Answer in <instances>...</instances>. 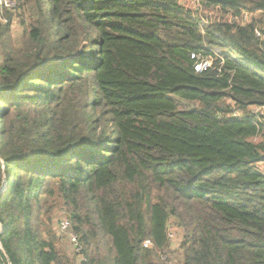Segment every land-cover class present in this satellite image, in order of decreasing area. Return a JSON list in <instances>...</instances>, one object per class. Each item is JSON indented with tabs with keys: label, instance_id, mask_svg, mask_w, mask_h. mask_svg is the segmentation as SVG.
I'll return each instance as SVG.
<instances>
[{
	"label": "trees",
	"instance_id": "1",
	"mask_svg": "<svg viewBox=\"0 0 264 264\" xmlns=\"http://www.w3.org/2000/svg\"><path fill=\"white\" fill-rule=\"evenodd\" d=\"M191 1L0 2V264H264V0Z\"/></svg>",
	"mask_w": 264,
	"mask_h": 264
},
{
	"label": "built area",
	"instance_id": "2",
	"mask_svg": "<svg viewBox=\"0 0 264 264\" xmlns=\"http://www.w3.org/2000/svg\"><path fill=\"white\" fill-rule=\"evenodd\" d=\"M198 8V7H197ZM257 13H250L249 11H243L241 14L236 15L233 13H228L226 16V21L229 24H241V25H246L247 23L250 22L251 18L254 15H257ZM255 34L257 37L260 39H264V32L262 28H260V25L257 24L255 26ZM219 48H215L213 50V54L219 56L220 55V50ZM213 57H201L199 62L195 65V70L196 71H202L207 69L208 67L211 66L212 64ZM257 112V111H256ZM261 169V167H260ZM262 170V169H261ZM57 231L61 238L63 240H66L69 243V248L73 252L77 253V259H76V264H83L84 263V258H82V246L79 241L78 234L76 231L73 229L71 219L69 218V215H67V212L65 210H62L60 212L59 218H58V224H57ZM169 236L171 238L174 237V233L170 232ZM152 245V242L150 239H146L143 243L144 247H150ZM162 260L166 262V264H172V261L169 260V254H162Z\"/></svg>",
	"mask_w": 264,
	"mask_h": 264
},
{
	"label": "rangeland",
	"instance_id": "3",
	"mask_svg": "<svg viewBox=\"0 0 264 264\" xmlns=\"http://www.w3.org/2000/svg\"><path fill=\"white\" fill-rule=\"evenodd\" d=\"M180 1H181V4L185 5L188 8H193V9L196 8L197 9V4L192 2L191 0H180ZM0 2H3V4H6L10 8H13L15 6L14 0H0ZM200 13H202V12H200ZM20 31H21L20 26L17 25V23H14V28H13L14 35L17 36L20 33ZM218 50H221V49L219 48ZM175 99L179 102L181 107L184 108V109L185 108H194V107L197 106V103L185 101V100H183V99H181L179 97H175ZM256 111H258L259 113L264 114V111L262 109H260V108H256ZM257 139H260V137H258ZM259 166L264 171V163H261ZM57 217H58V215H57ZM57 217H56V219H57ZM57 224H58V220H56V227H57ZM171 232L174 233V236H175L176 231L173 230ZM63 241L66 244V246L69 248L70 247L69 243L66 240H63ZM171 256H172V262L174 264H180V257L178 256L177 253H174V254L172 253Z\"/></svg>",
	"mask_w": 264,
	"mask_h": 264
},
{
	"label": "crops",
	"instance_id": "4",
	"mask_svg": "<svg viewBox=\"0 0 264 264\" xmlns=\"http://www.w3.org/2000/svg\"><path fill=\"white\" fill-rule=\"evenodd\" d=\"M263 171V170H262ZM264 172V171H263Z\"/></svg>",
	"mask_w": 264,
	"mask_h": 264
}]
</instances>
